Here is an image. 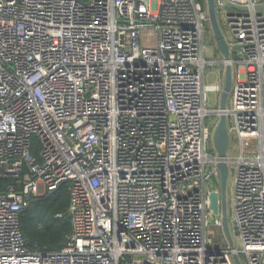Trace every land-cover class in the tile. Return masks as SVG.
Listing matches in <instances>:
<instances>
[{
  "label": "built area",
  "instance_id": "obj_1",
  "mask_svg": "<svg viewBox=\"0 0 264 264\" xmlns=\"http://www.w3.org/2000/svg\"><path fill=\"white\" fill-rule=\"evenodd\" d=\"M215 4L228 61L199 0H0V264H264V0ZM222 113L234 249L210 210ZM65 183L72 234L32 251L20 214Z\"/></svg>",
  "mask_w": 264,
  "mask_h": 264
},
{
  "label": "water",
  "instance_id": "obj_2",
  "mask_svg": "<svg viewBox=\"0 0 264 264\" xmlns=\"http://www.w3.org/2000/svg\"><path fill=\"white\" fill-rule=\"evenodd\" d=\"M199 2L201 3L203 9H205L206 7L208 9L211 20L212 32L214 34L216 47L218 51L225 60L227 61L230 60V48L218 20L215 0H199ZM227 8L246 10L245 8H239L233 5H228ZM257 9L264 10V6H258ZM232 84H233V70H232V66L228 64L226 66L224 86L220 98L221 111H225L227 109L229 96L232 89ZM213 140H214L215 149L218 154L216 167L218 172L220 173L221 186H220V194L217 192H213L210 195V210H212L216 216L220 215L221 213L223 220L224 234L226 236V239L228 240V243L234 249L235 243L233 239V232L235 233L236 236H238V231L235 226H233L232 229L230 225L228 207H227V184L230 177V169L227 159L230 149L231 138L228 130V120L225 113H222L220 115L219 123L215 129ZM235 259L237 264H241V261L237 256L235 257Z\"/></svg>",
  "mask_w": 264,
  "mask_h": 264
},
{
  "label": "trees",
  "instance_id": "obj_3",
  "mask_svg": "<svg viewBox=\"0 0 264 264\" xmlns=\"http://www.w3.org/2000/svg\"><path fill=\"white\" fill-rule=\"evenodd\" d=\"M37 152L36 149L34 153ZM69 186V183L61 185L55 192L34 201L21 212V229L32 251H60L72 234Z\"/></svg>",
  "mask_w": 264,
  "mask_h": 264
},
{
  "label": "rangeland",
  "instance_id": "obj_4",
  "mask_svg": "<svg viewBox=\"0 0 264 264\" xmlns=\"http://www.w3.org/2000/svg\"><path fill=\"white\" fill-rule=\"evenodd\" d=\"M232 10H229L231 12ZM206 43V58L208 60H213L217 62H221L222 55L218 51L216 47V42L214 38L213 32L210 34H207V37L205 39ZM222 68L220 66L217 67H207L206 73V83L210 84L212 86L217 85L218 83L221 84V73ZM209 105L211 108H216L217 106H220V100L217 99L215 93H209ZM212 121H215L216 123H219V119L217 117L211 116ZM233 187H234V176L233 174L230 175L228 184H227V207H228V215L230 220V225L233 229ZM222 232V231H221ZM220 230L212 226L209 230L210 237L213 238L214 242L220 243L222 241L220 234ZM233 238L237 245H239V239L233 232Z\"/></svg>",
  "mask_w": 264,
  "mask_h": 264
}]
</instances>
